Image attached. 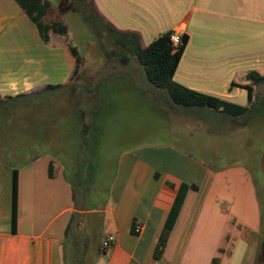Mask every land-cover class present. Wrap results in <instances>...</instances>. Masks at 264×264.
<instances>
[{
    "label": "crops",
    "instance_id": "crops-1",
    "mask_svg": "<svg viewBox=\"0 0 264 264\" xmlns=\"http://www.w3.org/2000/svg\"><path fill=\"white\" fill-rule=\"evenodd\" d=\"M91 2L112 27L136 33L142 45L168 31L187 36L173 80L190 90L259 110L248 121L235 119L227 128L205 129L212 144L202 145L200 158L166 147L128 146L118 158L107 198L92 209L75 206L74 183L81 187L76 174L71 181L63 162L53 156L19 161L24 165L17 167L15 189L13 168L0 163V264H66L64 251L73 250L75 239L83 243L88 229L93 231V241H86L91 243L86 257L93 258L92 264H211L213 258H218V264H254L260 241L264 260V212L256 208V214L247 215L233 203L225 210L216 206L220 194H213L219 173L239 165H229L215 150L217 138L246 131L253 121L264 127V85L252 86L251 104L241 86L250 84L246 75L252 71L264 75V0ZM74 68V57L62 37L51 35L44 41L15 0H0L1 95L64 84ZM189 142L194 148L197 138L190 136ZM240 169L245 178L250 177L246 164ZM96 179L100 181V176ZM182 182L197 189L187 192L162 255L155 259V246ZM255 190L254 185L250 195L256 205L264 203V195L261 201ZM136 225H140L138 232ZM108 235L114 242L103 251L101 243Z\"/></svg>",
    "mask_w": 264,
    "mask_h": 264
},
{
    "label": "rangeland",
    "instance_id": "rangeland-1",
    "mask_svg": "<svg viewBox=\"0 0 264 264\" xmlns=\"http://www.w3.org/2000/svg\"><path fill=\"white\" fill-rule=\"evenodd\" d=\"M49 1V19L60 15L66 20L71 38L82 54L79 81L82 85L88 81L94 85L97 83L98 95L103 102L91 114L92 127L88 134L82 131V122L75 109L70 108L76 100L70 93L63 98L53 95L39 101L33 99L11 113L0 112V141L4 148V151L0 150V155L3 159L22 161L29 156L49 154L63 162L71 181H74V174L81 171L83 178L88 180L85 187L88 196L83 202L82 188L74 183L75 204L92 209L107 198L118 158L128 146L166 147L186 157L200 158L198 152L202 145L204 147L206 142L212 144L205 129H212V125L221 129L228 127L227 121L213 117L203 119V115L196 116L192 111L171 104L163 92H156V95L132 51L124 53L122 62L114 59L113 47L107 42H103V46L97 42L71 0ZM113 38L118 43H124L126 39L117 34ZM82 85L74 92L82 91ZM81 106L86 109L85 104ZM10 120L13 123L7 125ZM190 136L197 138L194 148L190 146ZM248 138L250 141H247ZM217 142L219 147L215 150L222 153L225 161L229 165L237 162L239 165L219 173L213 186V194L218 192L221 198L216 206L229 211L233 203V206L245 209L243 211L247 215L256 214L257 209L264 212V203L258 201L256 205L250 195L255 185L258 199L263 201L264 127L253 121L248 130L229 138L220 136ZM85 147H88L87 151ZM13 152L15 157L10 154ZM86 158L93 162L92 169L86 168ZM243 164L249 167L252 179L244 177L240 169ZM95 174L100 176V181L98 187L93 189L92 178ZM86 219L83 220L85 224ZM83 236L86 237L84 242L93 241L92 230L88 229ZM90 244L87 243L88 246ZM92 263L93 258L88 255L86 264Z\"/></svg>",
    "mask_w": 264,
    "mask_h": 264
},
{
    "label": "trees",
    "instance_id": "trees-1",
    "mask_svg": "<svg viewBox=\"0 0 264 264\" xmlns=\"http://www.w3.org/2000/svg\"><path fill=\"white\" fill-rule=\"evenodd\" d=\"M15 1L34 22L38 29L40 37L44 41H48L51 35H58L62 37L71 55L74 57L75 68L70 79L64 84L45 85L38 90L17 95L0 94V112L11 113L16 107L26 102L33 101V99L39 101L47 97H54L53 95H58L59 97L63 98L66 93H70L71 97L74 96V99H76L75 105L73 107L70 106V108L75 109L80 118V121L82 122V131L88 134L92 127L93 117L91 114H93L100 108L99 106L101 105V102H103V100L98 95L99 89L97 88V83L94 85L91 81H88L82 85V82L79 81V78L82 74L81 65L83 58L79 48L71 38L66 20L60 15H58V18L49 19V11L51 7V3L49 0ZM71 3L73 4L75 10L81 14L84 23L94 35L97 42L99 44L101 43V46L104 45L103 42H107L108 45L113 47L116 55L114 59L125 57L124 53H126L128 50L132 51L143 69L147 82L153 87L152 89L155 91V94L158 95L156 92L165 93V98L167 97V101L171 104L192 111L196 116L203 115V119L213 117L217 120L227 121V124L230 123V120L235 119L248 121L254 116L255 112L259 110L258 108H254L253 105L252 107L240 106L238 104L231 103L207 94L190 90L173 80V74L187 42V36H181L180 44H178L177 46H172L170 42V34L172 33V31H168L158 35L147 45H142L139 36L136 33L120 32L112 27L107 21H105L95 11L91 0H71ZM114 34L125 36V42H115L113 38ZM246 78L250 81V84H244L241 86L246 89L248 101L251 104L253 99L252 86L264 85V75L252 71L246 75ZM79 85L83 86V90L75 93L74 89H76ZM82 104L86 105V109L81 106ZM258 105L261 106L262 103L258 102ZM203 119H201L202 122ZM12 123L13 121L10 120L7 125H11ZM216 133L219 134L220 132L218 131ZM87 149L88 147H85L86 151ZM0 150L4 151L1 141ZM10 154L14 155L15 157L14 152ZM86 159L87 160L84 161V164H86V168L92 169V166L94 165L93 162L88 158ZM0 163L13 168V188L15 189L17 167L24 165V163H20L18 160H16V158H14L13 161L5 160L1 157V155ZM49 175H51V171H49ZM76 177L83 191L82 195L84 202L86 200V197L88 196V191L85 188L86 182L88 180L83 178L81 171L76 173ZM98 184L99 181L96 179L95 174L92 178V187L97 186ZM168 185L171 187L174 186L171 183H168ZM190 189L196 190L197 187L194 184H187L184 182L180 183L177 187L174 201L170 207L164 226L159 235L158 242L154 249L155 259H159L161 257L170 232L184 203L186 194ZM75 206L77 208L81 207L84 209L83 204H75ZM14 218L15 216L13 212L12 221L15 220ZM67 233H69V225L66 228V236ZM75 240L76 243L73 246V250L71 252L64 251V262L66 264H86V254L89 248L87 242L81 243L77 239ZM64 247H67V245L64 244ZM259 250L263 251V245L261 241L258 245V251L256 253L254 264H257L259 261H264L260 258ZM211 264H218V258H213Z\"/></svg>",
    "mask_w": 264,
    "mask_h": 264
},
{
    "label": "built area",
    "instance_id": "built-area-1",
    "mask_svg": "<svg viewBox=\"0 0 264 264\" xmlns=\"http://www.w3.org/2000/svg\"><path fill=\"white\" fill-rule=\"evenodd\" d=\"M170 42L172 46H177L181 42V36L177 32H172L170 34ZM140 230V225L135 226V232H138ZM114 242V237L112 235H108L103 239L101 243V250L106 251L108 250Z\"/></svg>",
    "mask_w": 264,
    "mask_h": 264
},
{
    "label": "flooded vegetation",
    "instance_id": "flooded-vegetation-1",
    "mask_svg": "<svg viewBox=\"0 0 264 264\" xmlns=\"http://www.w3.org/2000/svg\"><path fill=\"white\" fill-rule=\"evenodd\" d=\"M111 53H112V52H111ZM113 54H114V57H115V53H113ZM122 58H123V57H119V58H118L120 62L123 61Z\"/></svg>",
    "mask_w": 264,
    "mask_h": 264
}]
</instances>
